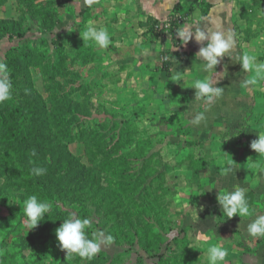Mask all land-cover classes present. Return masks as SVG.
Instances as JSON below:
<instances>
[{
	"label": "trees",
	"instance_id": "obj_1",
	"mask_svg": "<svg viewBox=\"0 0 264 264\" xmlns=\"http://www.w3.org/2000/svg\"><path fill=\"white\" fill-rule=\"evenodd\" d=\"M7 1L0 0V4ZM17 1L21 11L38 17L45 37L35 45L27 34L29 29L19 20H0L3 28H8V38L19 40L0 61L8 66L13 84L11 99L0 104V178L5 180L0 187V202L5 203L12 190L13 200L21 204L30 195L47 201L50 212L40 222L42 228L33 231L51 235L69 213L65 204H80L81 214L96 218L90 227H107L108 235L120 237L149 258L158 257L156 264H200L199 250L186 229L171 241L164 237V232L171 229V212L170 204L161 199L169 188L165 175L158 170L161 159L148 151L153 139L133 138V123L116 116L86 120L92 114L86 99L92 95L88 94L89 86L78 83L80 74L75 64L96 59L85 52L80 37L92 18L90 6L75 22V32L62 33L57 27L68 0ZM209 7L205 4V15ZM192 10L193 4L179 2L174 14L185 17ZM158 23L149 21L154 33ZM47 34L52 37L47 38ZM35 69L40 71L46 96L35 85L31 74ZM75 142L85 145L87 163L71 153L69 146ZM33 149L35 156L31 155ZM189 160L192 164L193 158ZM35 166L46 168V173L32 175ZM197 179L195 172L191 184ZM90 227L86 232L93 230ZM163 246L171 255L160 253ZM138 264L145 263L139 260Z\"/></svg>",
	"mask_w": 264,
	"mask_h": 264
},
{
	"label": "crops",
	"instance_id": "obj_2",
	"mask_svg": "<svg viewBox=\"0 0 264 264\" xmlns=\"http://www.w3.org/2000/svg\"><path fill=\"white\" fill-rule=\"evenodd\" d=\"M179 2L193 4L180 29L199 18L203 19L196 27L215 29L211 23L215 20L223 31L233 32L236 40L232 56L226 55L216 69L224 73L217 84L224 88L223 95L206 113L207 122L200 126L191 121L208 106L195 99L196 90L190 86L192 80L211 74L203 70L204 62L198 55L207 42L197 43L193 35L184 43L178 35L161 37L149 28L151 20L169 19ZM205 4L210 5L207 15ZM89 6V22L106 28L112 39L109 48L104 49L108 54L105 75L121 82L128 75L136 80L137 87L151 95L152 102L146 107L163 119L157 123V129L170 131L167 155L178 161L176 171L184 176L179 188L181 206L178 204L177 209L183 214L188 237L205 255L206 264L207 247L214 244L227 249L225 264H264V238H253L247 232L256 215H264V156L250 148L258 132H264V82L255 87L245 86L244 81L254 73L244 72L237 61L238 56L248 53L264 62V2L94 0L88 5L85 0H68L59 23L65 30L60 32H75V22ZM165 49L166 56L162 53ZM160 58H170L173 64L164 61L161 65ZM174 75L183 76L187 82L172 81ZM188 158H193L192 164ZM229 162L233 171L222 175ZM195 172L198 179L191 184ZM237 186L245 189L252 210L250 217L227 218L220 210L218 193Z\"/></svg>",
	"mask_w": 264,
	"mask_h": 264
},
{
	"label": "rangeland",
	"instance_id": "obj_3",
	"mask_svg": "<svg viewBox=\"0 0 264 264\" xmlns=\"http://www.w3.org/2000/svg\"><path fill=\"white\" fill-rule=\"evenodd\" d=\"M20 8L21 6H19L17 0H8L5 4H0V20H19L25 29H29L27 34L34 39V44L39 45L45 36L41 34L38 17L29 13L25 14ZM61 26V24L58 25V31L65 30ZM86 29L87 26L80 31L81 38V33L86 31ZM7 30L0 24V61L5 60L6 51L11 46L19 44L18 39L8 38L7 33L5 34ZM178 30H180V27L176 30L172 29L170 32L157 30L155 34L161 37L174 38L177 36ZM46 37L49 38L52 35L47 34ZM84 49L85 52L96 56L95 61L91 63L83 64L79 60L75 64V69L80 74L78 83L85 85V87L89 86L88 94L91 93L92 95L88 100L86 99V105H89V112L92 113L89 117H86V120L89 121L90 118L100 117L110 119L116 116L118 120H126L133 123L131 127L135 129L134 133L131 134L133 138H138L137 140L153 139V146L148 151L150 153L155 152L161 159L158 170L165 175L166 184L169 188L168 194L161 199V202L170 204L171 213L168 216V220L171 229L164 232V237L167 242L171 241L180 233V230H187V227L183 226V214L177 209V206H181L179 188L181 186L180 180H183L184 176L179 174V171H176V166L179 164L178 161L167 158L171 142L169 140L170 131L168 132V129H157V123L163 119L159 118V115L156 117V113L146 107L152 102L151 95L146 89L137 87L136 80L130 75L125 78V82H121L118 78L110 79L109 76L105 75L108 68L107 52L104 49L97 48L91 41L84 42ZM166 52L168 53L167 49L162 51L165 56L167 55ZM71 54L75 56L76 52L71 50ZM164 61L165 63L170 62V65L173 64L170 58H167V60L160 58L161 65ZM31 74L38 91L43 96H46L40 71L35 69L32 70ZM144 120H147L157 131L149 134L147 128L142 129L140 125ZM69 149L72 154L80 157L83 163H87L88 158L83 143H72ZM4 183L5 180L0 178V187H3ZM10 193L14 194L13 190ZM11 194L5 203L0 202V264H138L139 260H143L145 264H156L159 261L158 257H147L139 248L121 241L118 236H112V242L104 245L101 252L90 261L82 260L75 255L67 258L66 250L61 251L55 234H46L44 231L39 232L38 229L33 231V229L29 230L26 227L27 220L22 205L14 202ZM159 194L164 195V193ZM64 208L69 210L64 219H67L70 214L76 213L78 218L91 220V225L96 222L95 216L80 213V204L74 203L70 205L67 203ZM63 220L59 224L63 223ZM37 227L42 228V224L39 223ZM90 229L93 230L86 232L89 238L92 237L93 233L100 231L104 232L105 236H108L107 227H103L101 224L96 227H90ZM160 253L166 254V257L171 255V252L165 246L161 248ZM199 254L200 264H206V257L201 250H199Z\"/></svg>",
	"mask_w": 264,
	"mask_h": 264
},
{
	"label": "clouds",
	"instance_id": "obj_4",
	"mask_svg": "<svg viewBox=\"0 0 264 264\" xmlns=\"http://www.w3.org/2000/svg\"><path fill=\"white\" fill-rule=\"evenodd\" d=\"M94 0H85V3L91 5ZM199 18L192 25H187L183 29L177 31L178 37L187 43L195 36V41L204 45L199 50V57L204 62L202 68L204 71L211 73L204 79H194L191 82L190 88H194L195 99L203 101L208 107L204 111L198 112L191 123L200 126L202 123L207 122L206 113L218 98L223 95L224 88L218 87L217 84L223 78L224 73L217 72V65L226 56H232V51L236 48V40L234 33L231 31H223L219 23L212 20L211 23L215 25V29L209 27L198 28L196 24L200 23ZM84 42L91 41L99 49H108L112 44V39L104 27H97L92 22L87 25L86 31L81 33ZM237 61L241 64L244 72H253L254 75L244 81L245 86H259L264 82V62H258L257 56L244 53L237 57ZM215 74V79L213 78ZM10 70L8 66L0 62V104L8 101L12 97L13 84L10 78ZM172 81L187 82L183 76L174 75ZM182 84V86L185 85ZM185 87V86H184ZM27 91V90H26ZM140 127L147 128L148 133L157 131L147 120H144ZM250 148L255 150L259 156H264V132H258V138L250 143ZM32 156L36 155L33 149ZM171 159V156L167 157ZM33 163H35L33 161ZM47 169L44 167L35 166L31 169L34 176H42L46 173ZM233 171V166L229 162L222 175H227ZM217 201L220 205V210L223 216L232 218L236 215L239 217H250L252 210L249 206V201L243 187H235L232 191L219 192ZM14 202L20 203L18 200ZM21 204V203H20ZM25 217L27 218L26 227L31 230L39 225L44 220L45 214H48L51 205L47 201L40 200L36 195L28 196L21 204ZM91 220L88 218H78L76 213L69 215L67 219L55 230L56 238L59 242L61 251L66 250L67 258L74 255L80 257L82 260H92L106 244L112 242V236H105L104 232L93 233L92 237L86 234V229L91 225ZM248 234L253 238H264V215H256L247 226ZM206 243V241H204ZM228 255L227 249L219 244L210 245L207 247V260L208 264H225L226 256Z\"/></svg>",
	"mask_w": 264,
	"mask_h": 264
},
{
	"label": "built area",
	"instance_id": "obj_5",
	"mask_svg": "<svg viewBox=\"0 0 264 264\" xmlns=\"http://www.w3.org/2000/svg\"><path fill=\"white\" fill-rule=\"evenodd\" d=\"M185 17L179 14H173L166 21L160 22L156 25L157 30H164L165 32H170L172 29L176 30L178 27L183 25Z\"/></svg>",
	"mask_w": 264,
	"mask_h": 264
}]
</instances>
